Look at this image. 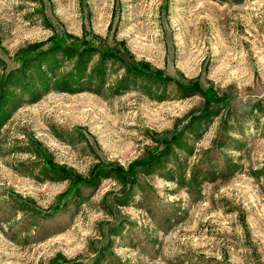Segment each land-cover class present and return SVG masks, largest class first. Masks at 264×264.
<instances>
[{"label": "rangeland", "instance_id": "obj_1", "mask_svg": "<svg viewBox=\"0 0 264 264\" xmlns=\"http://www.w3.org/2000/svg\"><path fill=\"white\" fill-rule=\"evenodd\" d=\"M0 264H264V0H0Z\"/></svg>", "mask_w": 264, "mask_h": 264}]
</instances>
